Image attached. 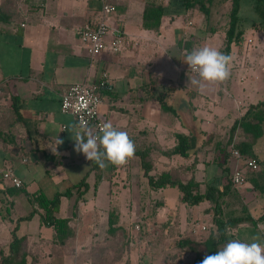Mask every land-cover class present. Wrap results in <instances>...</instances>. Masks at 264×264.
<instances>
[{
  "label": "crops",
  "instance_id": "1",
  "mask_svg": "<svg viewBox=\"0 0 264 264\" xmlns=\"http://www.w3.org/2000/svg\"><path fill=\"white\" fill-rule=\"evenodd\" d=\"M113 2L117 12L111 15L108 24L111 31L119 29L122 32L123 48L118 54L106 53L91 58L79 40V31L90 16H98L100 0H0V173L11 168L24 183V192L10 193L6 187H2L0 177V196L5 195L9 203L5 204L10 208V211L4 212L0 202V247H8L15 219L31 210L26 192L44 193L48 197L64 192L60 188H53L54 194H49L43 187L35 185L33 188L34 172H39L40 176L57 186L68 180L64 174L67 167H70L67 171L70 174L77 165L89 166V170L79 180L74 179L65 189L87 178L90 188L77 211L74 209L76 198L73 196L62 198L60 213H57L60 218L71 219L74 239L60 245L56 242L54 230L43 227L38 215L26 222L27 226L33 224V227L22 228L25 222L20 224L18 235L26 238L28 264H145L147 256L149 260L158 257L157 254H150L147 248L142 249L143 243L126 244L124 238L118 237L123 231L128 235L130 233V228L126 227V216L120 211L118 227L121 230L114 235L109 234V213L112 199L116 198L113 195L115 183L136 180L130 178L128 164L140 169L141 160L137 155L129 160L126 164L129 173L126 176L121 173L119 177L107 175L110 166L103 169L102 178L98 179V172L90 171L91 161L83 153L74 150L73 138L75 132L80 130L74 117L61 111L62 93L68 87L79 83L95 84L102 79L103 73H107L108 83L101 90L104 101L101 121H111L114 127L126 131L134 141L136 150H150L155 168L153 173L168 170L174 177L184 181L194 179L200 183L203 192L208 184L215 182L221 185L224 181V173L218 163L221 155L216 149L217 145L226 148L230 128L235 121L247 111L251 103L264 100V92L259 93L260 81L218 82L215 93L189 86V77H195L196 74L184 60L186 54L196 48V35L204 38L206 33L210 37L219 34L205 31L203 16L199 23H195L194 17H191L196 14L195 11H186L181 15L169 14L162 18L160 30L155 32L144 28L145 8L151 3L169 6L171 0ZM205 42L207 40L202 39L200 44L205 46ZM210 85L204 82L203 89L212 91ZM262 85L264 91V83ZM161 94L166 96L168 105L177 114L162 109L156 99ZM13 98L18 99L20 121H15L11 113ZM203 99L211 101L210 105L202 103ZM212 105L222 108V112L217 115L221 118L226 115L230 123L224 124L217 121L220 118L216 117L212 123V117L215 116ZM198 115L201 120L206 119L204 122L210 127L198 128ZM178 134L197 139L196 154L188 158L166 157L163 154L162 151L176 145ZM238 136L237 139H240ZM58 139L63 143L57 145ZM232 158L233 169L241 167L242 160ZM213 168L217 169L216 174L212 172ZM117 171L120 172V167ZM139 179L145 184H138L135 191L140 198L145 199L159 192L149 188L145 177ZM246 184L235 189H245L237 197L241 201L244 199L245 211L253 217L247 205L256 197H263V194L257 188L248 191ZM130 188L132 194L133 187ZM167 195L164 194L151 206L147 202L144 204L146 208L142 205L146 212L149 208H156L157 224L171 219V228H175L177 222L183 229L182 222L187 226L189 220L197 221V224L198 221H205L200 219L201 204L196 207L182 204L179 191L171 197ZM19 198L28 209L16 216ZM203 203H207L205 208H209L203 211L208 218L212 206L207 201ZM259 211L263 215L264 203ZM246 224H241L229 233L226 242L238 239L251 243L258 236L259 242L264 244V223L257 226ZM211 227L215 234L213 223ZM111 245V248H107ZM136 247L140 248L139 251ZM160 261L167 264L162 257Z\"/></svg>",
  "mask_w": 264,
  "mask_h": 264
},
{
  "label": "trees",
  "instance_id": "2",
  "mask_svg": "<svg viewBox=\"0 0 264 264\" xmlns=\"http://www.w3.org/2000/svg\"><path fill=\"white\" fill-rule=\"evenodd\" d=\"M226 2L231 3L230 21L220 51L231 56L234 47L241 45L244 41L250 27L264 32V0H171L169 6L151 3L146 6L144 11V28L158 32L164 16L169 14L181 15L186 11H196L204 17L206 22H209L214 12ZM112 3H114L113 0ZM244 6H250L252 9L254 18L249 19L251 22L248 21V17L242 14ZM249 24H251L250 27H248ZM209 29L211 32H215V28L210 27ZM151 87H153L152 84ZM156 99L165 112L177 114L175 109L168 105L165 95L161 94ZM17 101L18 99L13 98L11 113L15 121H20V107ZM238 135L240 139H237ZM263 136L264 100H260L256 103H251L247 111L232 125L226 148H221L219 144L217 145L216 149L221 155L219 156L220 160L218 163L224 173V181L221 185L215 182L208 184L204 192L200 189V183L194 179L184 181L181 178L174 177L168 170L153 173L155 168L150 158L151 151L139 149L135 151V155L139 156L141 160V175L145 177L151 190H160L168 187L175 188L180 193V202L188 207H196L206 201L212 205V223L215 227V234L204 243L207 246L208 255H213L216 251L220 250L227 243L226 236L241 224L248 223L257 226L264 223V213L260 217L255 218L245 211L246 207L243 205L241 199L237 197L236 186L232 182L231 168L228 165L229 159L234 157L233 151L236 150L244 159L256 158L261 170L264 160L253 152V148L257 140ZM176 138L177 143L172 149L162 151L166 157L180 156L188 158L197 153V139L194 136L178 134ZM110 166L113 171H117V166L111 164ZM90 171L98 172V179L102 178L103 169L95 162L91 161ZM86 180L87 178L85 177L78 184L70 186L64 192H57L53 197H48L44 193L30 194L26 192L31 210L26 215L15 219V226L11 231V241L8 247H0V264H28V253L25 246L26 238L19 237L18 230L22 222L31 221L37 215L40 217L43 227L54 230L56 242L60 245H64L69 240L74 239L75 233L70 227L71 219L60 218L57 212L60 209L62 198H71L73 196L76 198L74 209L77 211L79 203L90 188ZM23 190L24 183L20 188L13 185L6 187V191L10 193L21 192ZM236 207H238V211ZM119 222L118 211H111L109 213V234L114 235L121 230L118 227ZM226 228L227 232L225 231ZM123 233L126 237L127 232L123 231ZM127 236L129 235L127 234ZM125 240L126 244L131 242L128 237ZM180 245H188L190 250L196 253L195 264H201L204 257L200 256V251L195 247L199 243L184 241ZM112 246L107 248H111Z\"/></svg>",
  "mask_w": 264,
  "mask_h": 264
},
{
  "label": "rangeland",
  "instance_id": "3",
  "mask_svg": "<svg viewBox=\"0 0 264 264\" xmlns=\"http://www.w3.org/2000/svg\"><path fill=\"white\" fill-rule=\"evenodd\" d=\"M230 11H231V3L226 2L223 6H220L219 9L216 10V12H214L209 22H206V21L204 22L205 19L203 20L205 31H209L210 30L209 28L212 27V28H215V32H218L219 34L217 35L214 34L212 35V37H210V35L206 33L204 38H202L203 36H200L199 34H197L196 35L197 45L195 49L202 47V45L200 44L202 39L204 41L207 40V43L205 42L207 46L214 47L218 50L222 48L223 42H224V35L229 27ZM242 14L243 16L248 17V21L254 18V15H253V12L250 6H244ZM191 17H194L193 19L195 20V23H199V21L204 18V17L202 18V15L198 12H196V14L194 15H191ZM250 25L251 24H249L248 27H250ZM231 57H232V61L230 64L231 75L227 81H237L238 83L240 81H260L261 90L259 93H263L264 91L262 89L263 88L262 83H264V32L259 29L256 30L250 27L246 33V37L244 41L242 42V44L234 47ZM215 86H216V83H211L209 88L212 91H206L203 88L201 90L207 93H215V89H214ZM226 99L230 100L229 97H226ZM203 100L204 101H202V103L204 104L208 103V105H210L211 101H207L206 99H203ZM211 109H214L213 115H215L212 117L213 119L211 120L212 123H214L213 121H215L214 120L215 117L216 119L220 118L217 121H221L224 124L230 123L229 117H227L226 115H224L222 118L220 117V115H217V114H220V112H222L223 110L222 108H216L214 105H212ZM232 110H233L232 107H230L229 111L231 113H232ZM198 118L200 120L197 119V123H196L197 127L200 128V126H202L203 128L204 126L205 128L208 125V123L207 125L205 123L207 120L204 119L205 122L201 120L200 115H198ZM212 127L213 125H211V128ZM253 152L256 153L261 159L264 160V136L257 140V143L253 148ZM233 162H234L233 158L229 159L228 161V165L231 168V172H234ZM128 166L130 167V173L129 171H127ZM128 166L124 165L120 167V172L113 171L112 169L110 170V168H108V171L106 172L107 175L113 174L118 177L121 174L123 176H126V174L129 173L131 177L129 176V174H128V177L132 178L133 180L136 179L128 183L126 182L123 183V182H120L119 181L120 179L118 178L119 182L115 183V191L113 195L116 198L112 199L111 211L113 210H116V212L120 211L124 216H126V222H127L126 227L130 228L129 236H127L126 234V237H125V235H123V233L121 232L119 234L120 239H123V238L127 239L128 237V239L133 244H136L139 242L143 243L141 246L142 249L145 247L147 248L150 254H154V256L155 254L158 255V257L154 258L153 260H149V257L147 256V258L144 260L145 264H163L160 261L161 257L167 264H195L196 253L191 251L188 245L181 246L180 243L184 241H191V242L199 243V245H196L195 247L200 251V256L205 257L206 255H208V251H207L208 249L204 243L214 234L212 232L213 231L212 229L214 228L212 227L210 228V225L212 224V221H213V214H212L213 210L210 212V215H208L210 218L209 217L207 218L206 217L207 215L205 216V214L203 213L204 210L209 209V208H205L207 207L205 206L207 203L205 204L202 203L200 205L203 207L202 212H200L202 213L200 215V219L201 220L204 219L205 221H200V222L198 221V224H197V221L193 222V220H189V224L185 226L184 222H182V227H185L183 229L181 228L180 224L176 222V220L172 224L174 225V223L176 222L175 228H171L170 226V223H172L171 219L165 223L157 224L155 222L156 208L155 207L149 208L146 212L145 208L147 206L144 204L147 202V204L151 206V203H154V204L157 203L164 194L166 195L168 193L167 196L171 197V195L173 194H178V191L175 188L168 187V188L159 190V192H156V193L154 192L151 195V197H148L145 199L140 198L139 195L135 191H137L138 189L137 188L138 184L145 186L143 182H142L143 184L141 183L140 181L141 179H139L142 177L141 171L136 165L133 166V164H128ZM108 167H110V165H108ZM74 168H75V171L73 173L69 171L70 174L67 173L70 167H67V171H64L63 169L64 174L68 178V180L66 182H61L59 184H56L57 186H55L52 181L45 179L46 177L40 176L39 172H34L33 175L35 178L34 180L35 184L33 185V188L35 187V185L43 187L46 190V192L49 194H54L53 192L55 191H53V188L54 190L55 188H60L61 191H65V189L71 183L74 182V179L78 178L77 180H79L89 170V166L87 165L84 166L83 164L77 165ZM212 172L216 174L217 169L213 168ZM244 172L246 173V176L248 179L246 181L247 184L245 183L246 184L245 187H247V185L249 187L248 191L252 192L250 188L251 189L257 188L259 191H262V194H263V197L258 198V199L256 197L255 199L250 201V204L248 203L247 205V207L249 206L253 217L256 216L258 218L261 216L260 215L261 213L259 211L261 204L264 203V165L261 168V170L252 171L249 169H245ZM122 180H124L123 177H122ZM1 184H2V187H9L11 185L10 182L3 180V179H2ZM130 186L133 187L132 194L129 192V190L131 189ZM126 189H127V192L125 191ZM244 192H245V189H240V188L236 189V194L240 195L241 193H244ZM117 194H119L118 197H117ZM0 202L2 204L1 206H3L4 212H7V210L10 211V208L9 207L7 208L5 204L6 202L8 203V201L5 199V195L1 194ZM242 202L244 205V199L242 200ZM142 205H144L145 208H142L143 207ZM257 207L259 208L256 210ZM26 208L27 207L24 204V201H22L19 198L16 204V212H18L16 216H18L21 213L27 212ZM60 209L57 212L58 214L60 213ZM169 215H172V214H169ZM192 224L193 225L195 224L196 227L194 228ZM26 227H33V224H30L27 226L26 222L23 223L22 228H26ZM238 227H236L235 229H237ZM22 228L20 232H22ZM176 236H179V237L177 238ZM144 242L146 246L144 245ZM138 248L139 247H136L135 249L139 251L140 248L139 249Z\"/></svg>",
  "mask_w": 264,
  "mask_h": 264
},
{
  "label": "clouds",
  "instance_id": "4",
  "mask_svg": "<svg viewBox=\"0 0 264 264\" xmlns=\"http://www.w3.org/2000/svg\"><path fill=\"white\" fill-rule=\"evenodd\" d=\"M232 57L220 50L202 46L186 54L184 63L196 74L189 77V86L202 89L204 82L218 83L227 81L231 75ZM75 132L74 150L83 153L87 160L95 162L101 169L109 164L117 167L126 165L135 155V143L126 131L114 127L111 121L98 126L97 130L88 128L81 122ZM63 141L58 139V144ZM227 232V228L225 229ZM260 237L246 243L230 239L213 255H206L201 264H264V244Z\"/></svg>",
  "mask_w": 264,
  "mask_h": 264
},
{
  "label": "built area",
  "instance_id": "5",
  "mask_svg": "<svg viewBox=\"0 0 264 264\" xmlns=\"http://www.w3.org/2000/svg\"><path fill=\"white\" fill-rule=\"evenodd\" d=\"M101 8L98 16H90L79 31L80 42L87 50L91 58L106 53L118 54L124 44L122 32L119 29H112L108 20L117 12V6L112 0H100ZM108 83L107 73H103L102 79L95 84L79 83L68 87L62 93L61 111L74 117L77 125L84 122L85 126L94 130L103 122L100 119L103 98L101 90ZM234 158L242 160L241 167H236L232 172V182L236 187L243 186L247 181L245 169L252 171L260 170V165L256 158L244 159L234 150ZM1 177L20 188L23 181L11 169L1 171Z\"/></svg>",
  "mask_w": 264,
  "mask_h": 264
}]
</instances>
